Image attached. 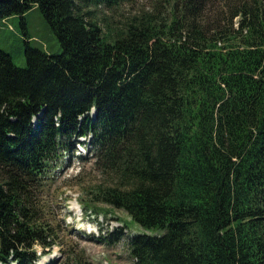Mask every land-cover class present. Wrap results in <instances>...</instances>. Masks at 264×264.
<instances>
[{"label":"trees","instance_id":"16d2710c","mask_svg":"<svg viewBox=\"0 0 264 264\" xmlns=\"http://www.w3.org/2000/svg\"><path fill=\"white\" fill-rule=\"evenodd\" d=\"M128 1L0 0V27L37 9L61 48L25 43L24 68L0 49V264L55 243L36 192L77 145L109 178L90 201L155 233L128 237L133 264H264V2L221 44L196 19L208 0L103 28L95 10Z\"/></svg>","mask_w":264,"mask_h":264},{"label":"rangeland","instance_id":"374dc122","mask_svg":"<svg viewBox=\"0 0 264 264\" xmlns=\"http://www.w3.org/2000/svg\"><path fill=\"white\" fill-rule=\"evenodd\" d=\"M261 1L264 2L256 0L258 4ZM245 2L250 4L252 0H208L196 18L200 28H205L212 35L221 36V44L225 43L235 33L240 20V16L236 15L242 11ZM166 3L167 0H130L112 9H96L95 14L102 27L110 30L143 15L164 17L169 10ZM24 20V31L19 16L7 18L0 27V49L10 55L14 65L21 68L26 66L25 43L31 49L49 55L61 52L58 40L37 9L28 11ZM76 149L70 165L61 166L54 173L50 172L43 191L36 192L37 198L48 210L47 219L52 224L55 242L50 249L45 250L46 253L41 254V250H37L41 256L36 264H133L126 246L128 237L155 233L141 228L122 210L90 201L89 192L99 185L109 184V178L95 170L90 159L91 151L87 152L83 145H77ZM77 156H82L84 161H80ZM72 204H76L81 212L91 211L102 216L107 222L103 221L104 226L108 225L107 229L113 227L111 231L124 227L126 234L123 239L117 244L107 245L80 236L72 223L73 212L69 211ZM87 227H78L77 231L96 238V235L88 232Z\"/></svg>","mask_w":264,"mask_h":264},{"label":"bare ground","instance_id":"6f19581e","mask_svg":"<svg viewBox=\"0 0 264 264\" xmlns=\"http://www.w3.org/2000/svg\"><path fill=\"white\" fill-rule=\"evenodd\" d=\"M69 211L73 212L72 223L76 231L78 227L80 229V227L88 226V232L90 234L96 235V238H100L105 237V235L108 234L105 231L109 232L113 228L111 226V228L109 227V229H107L108 225L104 226L103 221H105V219L102 216L93 214L91 211L81 212L80 208L76 204H72V206L69 208Z\"/></svg>","mask_w":264,"mask_h":264}]
</instances>
